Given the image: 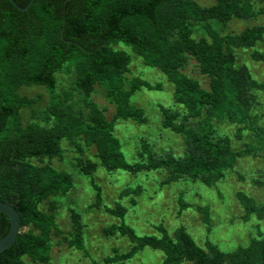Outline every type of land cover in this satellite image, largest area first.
Returning <instances> with one entry per match:
<instances>
[{"label": "trees", "instance_id": "1", "mask_svg": "<svg viewBox=\"0 0 264 264\" xmlns=\"http://www.w3.org/2000/svg\"><path fill=\"white\" fill-rule=\"evenodd\" d=\"M15 1L21 7L30 2ZM249 6L250 0H216L212 6L197 0H33L26 11H21L10 0H0V200L13 205L21 216L16 241L0 253V264H50L55 241L85 249L86 226L76 211L77 197L76 205L72 199L66 200L72 229L65 235L56 222L60 206L55 197L67 196L78 183L77 176L66 168L91 176L97 166L89 156L100 159L110 172L120 169L135 174L142 167L147 171L163 166L172 170L173 182L181 177L199 180L217 191L220 200L226 197L221 184L226 186L231 171L238 174L240 184L248 180L236 166L246 159H264V111L260 112L262 104L254 91L264 90V83L253 79L241 58L264 62V52L253 51L264 27L253 24L239 33H221L213 21L224 25L233 19L251 22L255 18ZM200 24L207 35L192 39L194 26ZM258 47L264 48V42ZM135 56L164 73L174 87L173 101L189 109L176 128L171 122L179 113L169 115L171 110L159 105L164 127L177 134L189 128L181 160L170 156L155 165L121 163L124 153L118 150L121 145L115 138L116 123H148L141 100L138 103L135 97L145 89L163 87L159 82L149 84L139 74L127 75ZM192 59L200 74L209 78V88L185 72ZM59 74L69 75L71 80L62 89ZM35 87L49 94L45 103L42 93L36 97L26 93V88ZM97 88L115 109L111 118L106 113L108 106L94 100ZM212 117L217 118L215 126L210 123ZM223 123L236 125L234 133L218 136ZM64 140L67 143L62 148ZM140 143L147 152L150 146L143 137ZM72 150L76 155L68 161L66 154ZM56 161L65 167H56ZM250 182L264 187V169ZM91 186L96 197L90 209H104L110 217L122 220L127 209L114 212L104 204L102 188ZM235 195L244 208V221L252 213H257V219L264 218V201L242 188ZM178 202L181 214L190 204L182 199ZM130 203L135 207V202ZM37 204H41V211L36 210ZM198 210L207 223L208 212L200 205ZM9 227V217L0 212V239ZM115 228L116 224L104 227L103 238L114 236ZM255 228L258 237L264 236L259 225ZM185 229L182 225L174 237L164 235L163 240L152 234L136 236L134 228L123 224L117 230L130 240L142 241L141 248L147 245L161 251L162 264H264V239L250 235L248 247L239 243L234 250L222 251L209 240L198 245ZM155 230L167 231L163 227ZM100 259L112 264L106 257ZM93 264L98 262L93 260Z\"/></svg>", "mask_w": 264, "mask_h": 264}, {"label": "clouds", "instance_id": "2", "mask_svg": "<svg viewBox=\"0 0 264 264\" xmlns=\"http://www.w3.org/2000/svg\"><path fill=\"white\" fill-rule=\"evenodd\" d=\"M249 13L254 16L257 24L264 27V0H250ZM259 35L262 39L257 41V47L253 51L264 52V48L258 47L260 43L264 42V32L259 33ZM192 39H196V37L193 36ZM208 43L211 44L212 41L209 40ZM243 51L247 52L248 49L245 48ZM142 71L146 74L141 79L147 80L149 84H153L155 80L164 84L165 88H167V84L165 83L166 77L160 75L153 77L149 74L150 70L148 69H142ZM253 79L258 84L264 83V80H261L259 77L253 76ZM254 91L260 99L261 104H264V90ZM144 92L147 93L148 98L153 97V93H148L147 89ZM157 95L164 94L158 93ZM140 96L141 94H137L135 99H140ZM161 102L164 103L166 109L171 110L169 115L179 113V117L171 122L173 127L179 128L183 118L189 114V109L183 104H176L170 96H165ZM144 115L148 119V123L146 124H139L137 121L135 122L136 126H134L132 121H129L127 124L121 121L115 125L123 133L124 137L122 139L119 136H115V133H112L116 139L120 140L121 147L118 150L124 153L121 163L133 166H148L158 164L162 160L167 161L170 156L176 160H181L185 156L186 146L184 141L188 139L186 133L189 131V128L186 126L184 132L177 134L173 132L171 127H164L162 123L164 118L160 114L159 108L155 107L154 99ZM216 119V117H212L210 121L214 126ZM41 126L43 127L44 125L41 124ZM231 127L234 128L236 125H232ZM192 131H198V129H192ZM217 135L220 137L230 136L229 128L224 127L217 130ZM141 137L150 146L147 152L141 147ZM126 142L127 146L125 147ZM66 143L67 140L62 141L61 147L63 148ZM77 143H81L83 146L82 140L77 139ZM137 153H141V155L137 156ZM71 155H76L74 150H72ZM85 155H88L87 148L85 149ZM150 156L152 157L151 160H149ZM89 159L97 166L91 176L85 177L82 174L74 173L70 168H66V171L70 175L77 176L82 181V183H75L73 185L75 189H83L77 197L80 207L76 208V211L82 217L81 223L88 230L97 228L96 222L89 223L91 214L85 215L82 211L83 208H87L92 204L96 197V192L90 186V183L106 189L100 193L101 197H105L107 190H111L113 193L111 202L107 199L104 200V204L108 208H111L114 212L120 209H127L122 220L119 216H114L104 225L107 228L111 224H116V228L112 229L115 232L114 236L108 237L107 241L99 236L93 238L92 243L94 247L100 249V252L92 256L91 259L96 260L98 264H104V261L100 259L101 256L111 260L112 264H147L145 257L153 258L151 248L147 245L141 248L142 241L130 240L127 234L121 236V231L117 229L123 224L125 227L134 228L136 236L150 233L155 235L157 240H163L164 235L171 238L172 233L182 227L181 219H176L172 212V206L175 205L178 199H182L193 205H200L208 212L209 219L207 223H201L195 228L189 224L185 229L188 235L198 243H202L204 239H207L211 244L217 245L222 251H231L237 247L236 238H239L243 242V247H248L247 233H251L253 238L264 239V236H257L255 228L256 225H259V231L264 233V218L257 219V213H252L247 222L240 221L232 215L230 207L232 201L227 197L223 201L217 199L199 180L193 183L190 178L181 177L179 180L173 182V178L169 174L172 170H166L163 166L149 168L147 171L142 167L135 174L120 169L110 172L97 157L89 156ZM65 163L67 164V161ZM100 181H103V184ZM197 192L200 193L203 199L195 197L194 194ZM123 193L127 194L123 195L122 198H117ZM71 195L72 190L69 189L67 196ZM67 196L58 195L55 197L60 206L58 213L61 218L65 215L66 208L70 206L66 204ZM130 202H135V207ZM165 205L167 207H164ZM36 210L41 211V204H37ZM188 211L191 212L192 209L189 208ZM230 220L235 221L234 224L230 225ZM56 222L58 223V220ZM158 227H163L167 231L165 233L157 232L155 228ZM207 229H211V231L209 232ZM87 244L88 239L85 236L84 247H87ZM112 248H116L119 251L114 253L111 251ZM133 249H136V251L133 252ZM129 253H131L130 257L128 256ZM162 255L163 253L159 251L154 254L155 257ZM122 257L128 258L122 259ZM61 264H64L63 260ZM69 264H71V261H69ZM87 264H91V260Z\"/></svg>", "mask_w": 264, "mask_h": 264}, {"label": "rangeland", "instance_id": "3", "mask_svg": "<svg viewBox=\"0 0 264 264\" xmlns=\"http://www.w3.org/2000/svg\"><path fill=\"white\" fill-rule=\"evenodd\" d=\"M197 1L201 5H204V6H212L216 3V0H197ZM213 24H214V27L218 31H220L221 33H227V32H233V31H236L239 33L242 30H244L247 26L257 24V22H256V20H253L250 22L247 20L233 19L227 25H224L223 23H221L219 21H213ZM206 35H207L206 31L202 27V24L194 26L193 36L198 38L200 36H206ZM135 57L137 59H135L134 61L132 60V63L130 64L131 73L127 74L128 76H134V75L139 74L142 77L146 74L144 71H142V69H148V70H150L149 74L153 77H155L157 75L166 77L164 75V73L160 72V70L158 68L146 66L142 62L140 57H137V56H135ZM241 60L243 62L245 61V63L249 66L253 76L259 77L261 80L264 79V62L254 61V60L250 59L249 56H244L241 58ZM185 72L189 76L197 78L201 82V85L204 88H209V86H210L209 78L200 74V72L197 69L195 59L191 60V63L187 66ZM59 79H60V85H59L60 89H62L63 86H67L69 84V82L71 81L70 76L64 75V74H59ZM153 83L156 84L158 82L154 80ZM165 83L167 84V88H165L164 84H161L163 86L161 88V90L147 91L148 93H153L152 98H148L147 93H145L144 91H141L140 93H138V94H141V97H140V99L137 100V102L139 103V101L141 100L140 106L144 109L145 112L148 111V108L151 106L153 99L155 101V107L156 108H159V105H164V103H162L161 101L164 100L165 96H170V98L173 100L174 87L172 86L171 83L168 82L167 78H166ZM25 91L30 97H36V96H38V94L42 93L44 95L43 100H42V104L45 103L49 99V94L42 87L26 88ZM158 93H163L164 95H157ZM94 100L96 102H98L100 104V106H103V105L108 106L106 113L109 116V118H111L112 113H114L115 109L104 98V96L102 95V90L100 88H97V94L94 96ZM159 110H160V108H159ZM261 111H264V104H262L260 112ZM119 122H121V121H118L116 124H118ZM123 122L125 124H127L129 121H123ZM134 126H136V125L134 124ZM231 126L232 125H229L228 123H223V124H221V129L224 127H228L230 134H233L235 129ZM116 133L122 139L124 138L123 133L120 132L117 128H116ZM129 139H131V138H129ZM126 146H127V142L125 144V147ZM68 153L66 154L67 155L66 158L68 159V161H70L69 156L71 155V153H69V154ZM55 165H56V167H61V168L65 167V166H63V163H61L60 161H58V162L56 161ZM236 169L241 170L242 174H244L248 180H244L243 184H240V178L238 177V174L235 171H231L229 173V176L227 177L228 179H226V183H225L226 186H224V188H223V184H221V189H223V193H225L226 197L232 201V204L230 205L231 210H232V215L234 217L238 218L242 222H247V221H244L242 219V216L245 214L244 208H243L242 204L236 198L235 193L237 192V190L242 188V189L247 190L249 193H251L257 200L264 201V187H256V186L252 185L250 182V179L252 177H255L257 175L260 176L261 171L264 169V159L262 157H258L255 160L246 159L243 162H239L236 166ZM97 179L99 180V178H97ZM77 180H78V183H82V181H80L79 179H77ZM100 183L103 184V181H100ZM193 183H195V182H193ZM201 184H203V183H201ZM203 185H205V184H203ZM90 186H91V184H90ZM205 187H207L209 189V191L217 199H220L218 197V195H216L217 191L211 190L210 189L211 187L208 185H205ZM105 190L106 189L102 188V191H105ZM82 191H83V189H74L72 192V195L67 196V198L73 200L72 205H76L75 203H77V201H74V196L78 197L80 192H82ZM112 195H113V193L111 192V190H107V195L105 197H103V202L105 199H107L109 202H111ZM194 195L197 199H203V197L198 192L195 193ZM117 198H119V197H117ZM94 201H95V199H94ZM221 201H223V200H221ZM68 202L70 203L71 200H69ZM66 204H67V202H66ZM89 206L87 208H83L82 211L85 215L91 214V219L89 220V223L96 222L97 228L92 229V230H88L87 228L85 229V236L88 239L87 247H84L85 248L84 250H79L75 247H69L66 244H61V243L55 241L53 248H52V251H51L52 252L51 253L52 259H51L50 264H61L62 260L64 261V264H69V261H71V264H87V262L89 260H91V264H93V260L91 259V257L96 255L98 252H100L99 248L94 247V245L92 243L93 238L96 236L103 238L104 225L107 224L112 219V217L107 215L106 212L104 211V209H97V208L95 209L94 208V210H93V209H90ZM79 207H80V205L78 203L76 205V208H79ZM164 207H167V205H165ZM189 208L192 209L191 212L188 211ZM179 211H180V204L177 200L175 205L172 206V212H173L174 217L176 219H181L182 225L185 228L189 224L193 228H195V227H198L201 223H205L203 220L204 214L198 210V205L190 204L189 207L187 209H185L181 214H179ZM57 220H58V224L63 229V235L68 234V231H70L72 228H71L70 214H69L67 208H66V213L62 218L59 217V213H58ZM234 222L235 221L230 220L229 224L230 225L234 224ZM174 233H172V237H174ZM147 234H150V233H147ZM250 235H251V233L246 234L247 243L249 241ZM55 239L58 241L59 237H55ZM103 239L105 241H107V239H105V238H103ZM236 239H237V245L239 243H243L242 241L239 240V238H236ZM206 240L207 239H204L202 243H198V242H196V243L200 246H203L204 242ZM151 250L153 253V258H149L146 256L145 260H146L147 264H162L163 255L159 256V257H155L154 254L156 252H158L159 250H153V249H151ZM85 251H87V253ZM159 252H161V251H159ZM65 258H67V259H65ZM183 264H190V263L186 262Z\"/></svg>", "mask_w": 264, "mask_h": 264}, {"label": "water", "instance_id": "4", "mask_svg": "<svg viewBox=\"0 0 264 264\" xmlns=\"http://www.w3.org/2000/svg\"><path fill=\"white\" fill-rule=\"evenodd\" d=\"M10 1L17 9L21 11H26L33 3V0H30L29 4L26 7H21L15 0ZM0 212L7 215L10 219V227L8 233L0 239V253H2L15 243L17 235L20 231L21 216L19 211L13 205L3 202L2 200H0Z\"/></svg>", "mask_w": 264, "mask_h": 264}]
</instances>
